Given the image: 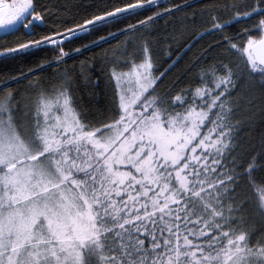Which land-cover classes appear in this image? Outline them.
<instances>
[{
  "label": "snow or ice",
  "instance_id": "6c2138e0",
  "mask_svg": "<svg viewBox=\"0 0 264 264\" xmlns=\"http://www.w3.org/2000/svg\"><path fill=\"white\" fill-rule=\"evenodd\" d=\"M0 29V264H264V102L238 94L264 101V0H0Z\"/></svg>",
  "mask_w": 264,
  "mask_h": 264
},
{
  "label": "trees",
  "instance_id": "16d2710c",
  "mask_svg": "<svg viewBox=\"0 0 264 264\" xmlns=\"http://www.w3.org/2000/svg\"><path fill=\"white\" fill-rule=\"evenodd\" d=\"M54 3L56 4H61L62 0H53ZM162 4L166 2V0H159ZM172 2L176 3L179 2V0H172ZM189 4L195 5L196 3H204L205 0H187ZM211 2V0H210ZM147 15V13H145ZM139 18V17H138ZM67 26V25H66ZM156 28V33L158 37H161V33L167 32V28L165 26L163 18L160 21H157L155 26ZM168 28L171 27V25L167 26ZM234 28L237 26L234 25ZM179 31V29H178ZM231 31V29H230ZM1 34V33H0ZM101 33H97V35H100ZM194 35V33H193ZM185 36H187V33H185ZM215 36L213 33L211 36H202L200 39L195 40V42L192 44V47L189 48L180 58L179 62L176 63L175 67H172L170 70L166 72L164 75V79L161 81V87H166L168 84L172 83L173 81L179 80L180 81V86H183L188 83V78L184 74V69L189 61V59L193 56L194 53L198 54L199 50L202 48L207 47V45L211 42L212 38ZM2 37V35H0ZM94 37L91 35H80L79 38H69L67 43H63L62 46L65 47L67 50L68 48H76L81 44L87 43L88 39H93ZM191 37H188L190 39ZM181 37L177 34L175 36L174 40H164L162 37L158 39V47L159 48H167L169 45L171 46L172 51V56H175L176 51H179V48L176 46V41H180ZM186 43L187 40H184ZM115 44L114 41H109L108 44L101 45L99 49L97 48H90L87 52H83L82 54H72L70 57L65 61V64L61 65V67H64L66 65H70L73 61H79L85 56H89L90 53H96L98 51L103 52L105 47L111 48ZM180 47H183V43L180 44ZM45 55V53H38L37 56ZM50 55V53H49ZM159 59V64H160V71L163 72L165 67L169 64L168 57L165 52L161 51ZM11 67V66H10ZM3 69H0L2 71ZM52 68H47L45 69V73H51ZM103 88V81H101V89ZM238 94L242 95L245 97V99L251 103V105L255 108H258L260 104L264 101L261 100L259 95L257 93L251 92L250 89L245 87L244 82L242 81L240 85H238ZM242 110L246 108L245 104L241 105ZM259 161H257V165H259ZM253 175L256 177L257 183H260L262 180H264V168L257 167L256 171L253 173ZM250 196L253 201L258 199V193L255 192V190L250 191Z\"/></svg>",
  "mask_w": 264,
  "mask_h": 264
},
{
  "label": "rangeland",
  "instance_id": "374dc122",
  "mask_svg": "<svg viewBox=\"0 0 264 264\" xmlns=\"http://www.w3.org/2000/svg\"><path fill=\"white\" fill-rule=\"evenodd\" d=\"M4 32V29H0V33H3Z\"/></svg>",
  "mask_w": 264,
  "mask_h": 264
},
{
  "label": "water",
  "instance_id": "95a60500",
  "mask_svg": "<svg viewBox=\"0 0 264 264\" xmlns=\"http://www.w3.org/2000/svg\"><path fill=\"white\" fill-rule=\"evenodd\" d=\"M3 33H1L0 35H2Z\"/></svg>",
  "mask_w": 264,
  "mask_h": 264
}]
</instances>
